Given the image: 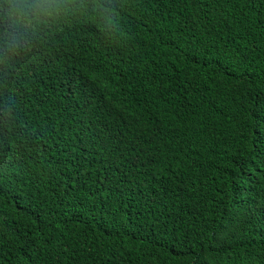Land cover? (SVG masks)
Listing matches in <instances>:
<instances>
[{"label": "trees", "instance_id": "1", "mask_svg": "<svg viewBox=\"0 0 264 264\" xmlns=\"http://www.w3.org/2000/svg\"><path fill=\"white\" fill-rule=\"evenodd\" d=\"M0 264H264V0H0Z\"/></svg>", "mask_w": 264, "mask_h": 264}]
</instances>
